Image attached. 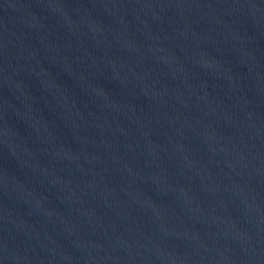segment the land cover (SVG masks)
Listing matches in <instances>:
<instances>
[{
    "label": "water",
    "instance_id": "95a60500",
    "mask_svg": "<svg viewBox=\"0 0 264 264\" xmlns=\"http://www.w3.org/2000/svg\"><path fill=\"white\" fill-rule=\"evenodd\" d=\"M0 208L106 264H264V0H0Z\"/></svg>",
    "mask_w": 264,
    "mask_h": 264
}]
</instances>
